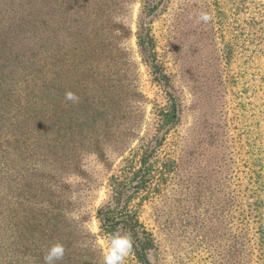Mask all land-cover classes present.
<instances>
[{"label": "trees", "instance_id": "16d2710c", "mask_svg": "<svg viewBox=\"0 0 264 264\" xmlns=\"http://www.w3.org/2000/svg\"><path fill=\"white\" fill-rule=\"evenodd\" d=\"M233 4L228 59L237 64L233 81L243 137L228 181L238 263L264 264V0ZM115 27L108 36V0H0V264H44L47 248L56 242L65 246L56 264L90 262L80 238L89 236L71 218L69 179L83 173L85 151L102 153L113 130L109 120L140 116L115 139L122 150L140 137L148 116L149 100L138 72L128 68L130 60L120 57ZM137 39L144 61L161 72L145 28ZM156 80L164 100L150 113L154 132L128 148L111 179L110 199L97 211L107 240L117 231L131 234L130 255L139 264H151L155 246L139 208L172 180L181 158L183 106L169 76ZM69 90L77 102L65 99Z\"/></svg>", "mask_w": 264, "mask_h": 264}, {"label": "rangeland", "instance_id": "374dc122", "mask_svg": "<svg viewBox=\"0 0 264 264\" xmlns=\"http://www.w3.org/2000/svg\"><path fill=\"white\" fill-rule=\"evenodd\" d=\"M233 11V0H108V36L116 26L120 57L130 60V72H138L149 104L147 125L135 142L121 150L115 139L122 136L128 122L140 120L138 112L129 121L121 116L109 120L113 130L102 143V153L85 151L80 165L83 173L69 179L71 218L89 236H80L88 248L84 253L89 264H103L108 240L97 211L110 199L111 179L119 173L128 148L154 132L150 113L164 100L158 75L171 78L183 115L177 133L180 165L163 190L138 211L155 239L151 264H239L237 215L228 181L238 162L236 146L243 137L239 89L233 81L237 64L234 58L228 59L233 39L228 26L234 22L229 13ZM203 13L210 15L208 22L200 19ZM140 27L153 39L151 56L161 72L142 57L137 39ZM124 32H128L126 37ZM127 104L125 100L122 106ZM124 264L139 263L129 254Z\"/></svg>", "mask_w": 264, "mask_h": 264}, {"label": "clouds", "instance_id": "9594fccd", "mask_svg": "<svg viewBox=\"0 0 264 264\" xmlns=\"http://www.w3.org/2000/svg\"><path fill=\"white\" fill-rule=\"evenodd\" d=\"M200 19L208 22L211 17L207 13H203ZM65 99L73 103L78 101V97L72 91L65 92ZM133 239L130 233L117 231L113 233L107 243L106 249L103 251V264H124L125 259L129 256L133 248ZM65 254V246L56 242L50 245L44 256V264H56L57 261L63 259Z\"/></svg>", "mask_w": 264, "mask_h": 264}]
</instances>
